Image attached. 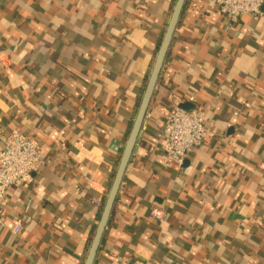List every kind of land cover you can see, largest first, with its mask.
<instances>
[{"label":"crops","instance_id":"obj_1","mask_svg":"<svg viewBox=\"0 0 264 264\" xmlns=\"http://www.w3.org/2000/svg\"><path fill=\"white\" fill-rule=\"evenodd\" d=\"M175 1L0 0V146L21 132L44 159L8 190L0 264H83ZM262 11L185 0L93 264H264ZM176 106L211 130L181 168Z\"/></svg>","mask_w":264,"mask_h":264},{"label":"built area","instance_id":"obj_2","mask_svg":"<svg viewBox=\"0 0 264 264\" xmlns=\"http://www.w3.org/2000/svg\"><path fill=\"white\" fill-rule=\"evenodd\" d=\"M214 4L230 23H235L245 14L261 17L264 0H206ZM193 102V98H189ZM165 122L162 128L164 137V166L170 164L181 168L186 158L197 149L211 132L206 125L205 115L196 107L184 109L176 106L171 111H162ZM44 164L38 144L21 132L8 134L0 146V232L5 228L2 210L8 200L11 187H21ZM21 224H15L10 232L17 234ZM118 264H145L134 259ZM154 264H162L160 262Z\"/></svg>","mask_w":264,"mask_h":264},{"label":"water","instance_id":"obj_3","mask_svg":"<svg viewBox=\"0 0 264 264\" xmlns=\"http://www.w3.org/2000/svg\"><path fill=\"white\" fill-rule=\"evenodd\" d=\"M184 3H185V0H176L174 3L170 18L168 20V23L164 31L160 45L158 47L152 68L150 70L144 91L142 93V96H141V99H140V102H139V105L136 111V115L134 117V120L130 128V131L128 133V136L125 140L124 146L122 148L121 156H120L110 189L108 191L100 219L96 226L93 238L91 240V243L88 248L83 264H93L94 263L96 253L100 245L101 237L105 230L116 195L118 193L120 184L123 180L126 167L129 163L134 146L136 144L138 134L142 127V123H143L148 105L150 103L155 86L157 84L159 74L164 64L171 40L174 35V31L177 27L182 9L184 7ZM182 108L190 109L192 107H188V108L182 107Z\"/></svg>","mask_w":264,"mask_h":264}]
</instances>
